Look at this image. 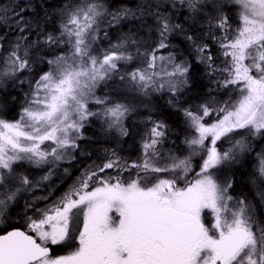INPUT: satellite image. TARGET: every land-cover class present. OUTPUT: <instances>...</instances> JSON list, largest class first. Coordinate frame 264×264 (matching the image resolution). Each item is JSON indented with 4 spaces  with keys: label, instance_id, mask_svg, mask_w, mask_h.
<instances>
[{
    "label": "snow or ice",
    "instance_id": "obj_1",
    "mask_svg": "<svg viewBox=\"0 0 264 264\" xmlns=\"http://www.w3.org/2000/svg\"><path fill=\"white\" fill-rule=\"evenodd\" d=\"M114 2L59 0L50 14L36 0H0V91L27 86L18 117L0 115V224L22 193L47 191L25 201L26 230L0 231V264H264V152L251 195L230 173L249 139L264 138V0ZM199 65L227 99L184 107ZM116 80L144 97L169 94L191 130L187 154L165 151L169 126L149 116L136 160L105 150L54 196L48 181L77 159L91 118L124 137L147 107L96 94ZM25 163L47 171L33 177Z\"/></svg>",
    "mask_w": 264,
    "mask_h": 264
},
{
    "label": "trees",
    "instance_id": "obj_2",
    "mask_svg": "<svg viewBox=\"0 0 264 264\" xmlns=\"http://www.w3.org/2000/svg\"><path fill=\"white\" fill-rule=\"evenodd\" d=\"M59 0H36L37 11H40L39 5L43 4L51 14L52 6L56 5ZM134 0H116L113 3V7L118 6V4L132 5ZM125 30H127L125 28ZM191 31V30H190ZM196 31H199L197 27ZM117 32L110 31L109 39L112 43L117 41ZM174 43L178 45L177 51H184L187 49V42L183 40L182 37H176ZM101 46L107 47L108 40H101ZM213 52H216L215 46H213ZM222 59V58H221ZM217 63H220V60H217ZM41 69L46 70V65H40ZM117 85H120V82L116 80L115 82L109 81L108 85H100L97 89L96 94L98 96H104L105 94L109 95L113 99H123L126 97L125 102H131L135 104H141L143 101L147 107L143 105L140 106L136 113H133L132 116L125 121L126 126L129 130V135L120 137L115 132H106L102 127V122L93 117L85 125V128L82 130L83 139L79 141L80 148L77 150V159L71 162H62L59 168L55 170V174L52 176L51 180L48 181V184L56 187L54 196H59L73 183L77 176L84 170L85 167L92 164L93 161L96 164H102L108 156V152L105 150L112 151L114 150L120 157L132 161L136 160L140 156V145L141 138L144 135L147 127L145 123L147 117L151 116L152 120H162L168 126L170 131L168 132L167 139L164 144V150H172L175 154L185 155L178 150V148H183L186 145L183 143L185 136L191 134V130L187 129L184 123V117L180 112L175 111L173 108L169 107L168 100L170 98L168 93H154L150 97H144L142 94L129 91L120 85L119 94L114 89ZM216 84L210 83V79L204 76V67L199 65L193 72L192 75V88L190 91H187V94L182 97L181 103L184 107H192L196 109L198 105L206 101H211L215 98L216 101H223L227 99L226 94L223 90L217 92ZM209 88L213 89L210 93ZM27 91V86L23 88L10 87L7 91H0V115L5 119L14 120L18 117L21 105L24 100L23 93ZM15 96L16 99L13 100L12 97ZM94 110L95 107L93 106ZM254 146L251 147L250 153L245 155V164L249 163L251 152L257 151L261 152L264 150V138L256 137L253 139ZM257 145V146H256ZM226 146V145H225ZM83 153V154H81ZM69 169V172L65 174L64 169ZM241 167L239 165L233 166L231 169V174L233 175L236 184L235 188L238 190L240 187H245L241 185L243 183V174L241 172ZM47 171V168L35 170V177L38 178L40 175H43ZM112 172V170H108ZM241 176V177H240ZM46 189H37L34 192H30L26 198L15 204L11 210V215L7 220L5 227L0 228V231L10 228H20L26 230L25 228V210L24 204L25 201H31L33 196H43L46 195ZM23 199V198H22ZM56 250L58 247L55 248Z\"/></svg>",
    "mask_w": 264,
    "mask_h": 264
},
{
    "label": "rangeland",
    "instance_id": "obj_3",
    "mask_svg": "<svg viewBox=\"0 0 264 264\" xmlns=\"http://www.w3.org/2000/svg\"><path fill=\"white\" fill-rule=\"evenodd\" d=\"M238 11H239V6L238 5H230V11L228 12V15L230 16V19L233 22H236L237 19H238ZM253 139L254 138H250L249 139V143L251 144V147L255 145V143H253ZM178 150L181 151V152H185V153H183L185 155L187 154V149H185V147L178 148ZM258 151L259 150L251 152V154H250L251 155V157H250L251 159H250L249 163L245 164V159H246L245 155L249 154L250 152L245 153L244 156L242 157V160H241V163H240V167H241L240 170H241V172H242V174L244 176L243 178H245V179L242 180L243 183L241 185H244V182H245V187L244 186L240 187L239 190L237 188L236 189L237 192L244 191V192L248 193L249 195H251V186L249 184V179H250V177L252 175L255 174V170H256V168L258 167V164H259L260 154L262 152H264V150L262 149L261 152H258ZM35 170H39V169L33 168L32 166H30V165H28L26 163L23 165V168L21 169V171H26L27 173H30L33 177L36 176L35 175ZM230 173H231V170H230ZM29 193H22L21 197L18 199V202L23 201L26 198V196H28ZM6 224H7V221L5 223H3V224H0V228L5 227Z\"/></svg>",
    "mask_w": 264,
    "mask_h": 264
},
{
    "label": "flooded vegetation",
    "instance_id": "obj_4",
    "mask_svg": "<svg viewBox=\"0 0 264 264\" xmlns=\"http://www.w3.org/2000/svg\"><path fill=\"white\" fill-rule=\"evenodd\" d=\"M67 251H70V249L58 247V249L56 250L54 248V254H56V255L65 254Z\"/></svg>",
    "mask_w": 264,
    "mask_h": 264
},
{
    "label": "water",
    "instance_id": "obj_5",
    "mask_svg": "<svg viewBox=\"0 0 264 264\" xmlns=\"http://www.w3.org/2000/svg\"><path fill=\"white\" fill-rule=\"evenodd\" d=\"M12 228L8 229V230H11ZM22 230V229H21Z\"/></svg>",
    "mask_w": 264,
    "mask_h": 264
}]
</instances>
